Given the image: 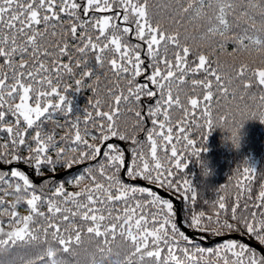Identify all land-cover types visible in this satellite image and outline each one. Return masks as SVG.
Here are the masks:
<instances>
[{
	"label": "snow or ice",
	"instance_id": "1",
	"mask_svg": "<svg viewBox=\"0 0 264 264\" xmlns=\"http://www.w3.org/2000/svg\"><path fill=\"white\" fill-rule=\"evenodd\" d=\"M253 89L246 119L264 123V0H0V165L43 177L0 169V264H264L234 241L192 244L179 207L122 179L174 190L200 233L244 230L264 245V172L257 187L258 171L238 165L235 193L219 186L208 211L173 172L229 122L214 113ZM83 90L72 116L69 93ZM244 122L228 129L234 147Z\"/></svg>",
	"mask_w": 264,
	"mask_h": 264
},
{
	"label": "trees",
	"instance_id": "2",
	"mask_svg": "<svg viewBox=\"0 0 264 264\" xmlns=\"http://www.w3.org/2000/svg\"><path fill=\"white\" fill-rule=\"evenodd\" d=\"M249 58L246 56L239 57L236 61L238 64L241 60H248ZM221 61L229 66L233 63L232 59L226 56L221 57ZM239 83V82H237ZM253 92L256 93V99L253 100L251 96H246L243 100L236 99L229 100L231 101V107H224L221 111L214 113L215 116L226 115L231 113L229 116V122L225 124L224 129L216 128L214 130H210V134L207 137L206 143L204 147L207 149L205 152H201L200 157H191V159L187 160V167L181 172L176 169H173V172L176 174L175 179H183L187 178L192 182V186L197 190L198 200L195 205L196 210H205L208 211V205H205L204 201H212L216 198V189L221 185H229L228 194L232 195L235 193V178L234 173L237 166H242L244 161H247L250 166L255 168L257 173V181L256 185L258 187L261 182L260 172H264V123H261L259 120L255 119H246L247 116L251 115L252 112H257L259 106V89H253ZM243 89L238 92V96L242 94ZM71 100V113L70 115L76 116L83 113L85 106L88 103V98L91 96V93L83 90L81 92H70L69 93ZM223 103V101L221 102ZM243 113V115H242ZM244 119L243 126L240 129L239 136V147H234L230 140H227L226 137L230 135L228 129L235 128L236 125L240 122V120ZM130 123V122H129ZM125 124L124 119L121 120V126L123 127ZM205 131L201 129V132ZM62 134V133H61ZM200 133H194L193 138L198 140L197 147L201 146V142L199 140ZM143 139V137H141ZM115 145L121 147L123 150L128 151L130 142H121L116 140L115 138L111 141ZM130 157V152H129ZM19 163L27 167L23 162H15L14 164ZM83 166H76L71 172L65 173L63 169H58L59 175L56 177L57 181L65 179L67 176H72L81 171ZM18 170H22L19 167ZM206 169L208 171V175H203L202 171ZM9 171L10 168L6 169ZM29 177L34 181L35 172L34 169L28 166ZM23 171V170H22ZM46 176H50L51 173L45 172ZM38 176V175H37ZM34 177V178H33ZM233 177L232 182H229V178ZM125 178L129 177L126 174H122V179L124 182L128 183ZM137 180H142L140 178H136ZM43 177L40 181L35 182L37 184L41 183ZM144 181V180H142ZM146 182V181H145ZM133 185V184H132ZM154 185V184H153ZM69 190H73L71 186H68ZM164 191L170 192L173 194L178 201V207L180 208L181 221L187 226V228L191 232V236H189L192 244L199 245L201 247H211L215 248L222 243L228 241H234L237 244H244L248 248L254 249L258 255H262L261 252L249 245L248 243L242 240V237L247 239L253 244H256L264 251V245H261L254 237L249 236L244 230L241 231H233L228 232L224 231V234H235L238 235L236 238H227L223 241H211L216 236L210 235L208 233H200L192 228L189 225V218L192 211V205L190 202H185L183 197L179 196L174 190H170L167 188H162ZM255 194V193H254ZM146 196V194H145ZM160 196V195H159ZM162 198V196H160ZM164 199V198H162ZM176 208V205H174ZM23 212V209H21ZM177 221V220H176ZM179 228V227H178ZM180 231H182L179 228ZM223 234V235H224ZM191 247V245H189ZM263 256V255H262Z\"/></svg>",
	"mask_w": 264,
	"mask_h": 264
},
{
	"label": "rangeland",
	"instance_id": "3",
	"mask_svg": "<svg viewBox=\"0 0 264 264\" xmlns=\"http://www.w3.org/2000/svg\"><path fill=\"white\" fill-rule=\"evenodd\" d=\"M25 167V166H24ZM76 166L73 167V169L75 168ZM72 169V170H73ZM25 173L26 174H29V170H28V166L25 167ZM123 174V173H122ZM35 176L37 178L34 179L35 182H38L42 179V177H39L35 174ZM34 178V177H33ZM125 180L128 182V183H131L133 184V186H143V187H148L150 188L152 191L156 192L158 195L162 196V198L164 199H168L170 201L173 202L174 205H176V208L178 207V201H177V198L171 194L170 192H167V191H164L162 188H158L156 185H153V184H148L147 182L145 181H142V180H132L131 178H125ZM178 219H179V223H178ZM176 222H177V225L178 227L185 232V234L187 236H191V232L190 230L187 228V226H185V224L181 221V215L179 213V215L176 217ZM229 235H235V234H224V235H220V236H216L214 239H211V241L215 242V241H218V240H226L227 238H236L238 235H236V237H231ZM227 236V237H225ZM243 238V237H242ZM215 240V241H214ZM247 240V239H246ZM248 241V240H247ZM259 247V246H258ZM260 248V247H259ZM261 249V248H260ZM262 250V249H261ZM263 251V250H262ZM264 252V251H263Z\"/></svg>",
	"mask_w": 264,
	"mask_h": 264
},
{
	"label": "water",
	"instance_id": "4",
	"mask_svg": "<svg viewBox=\"0 0 264 264\" xmlns=\"http://www.w3.org/2000/svg\"><path fill=\"white\" fill-rule=\"evenodd\" d=\"M12 166H17V167H20V168H22L23 170H24V172L26 171L25 170V167L24 166H21V165H19V164H13V165H11V166H2V165H0V168H3V169H7V168H9V167H12ZM178 223H179V219H178ZM180 224V223H179ZM229 236H231V237H236V235H229ZM225 237H227V236H225ZM242 240L244 241V242H246V243H248L249 245H251V246H253V247H255V248H257L260 252H261V254L264 256V252L256 245V244H253V243H251L250 241H247L245 238H242Z\"/></svg>",
	"mask_w": 264,
	"mask_h": 264
},
{
	"label": "clouds",
	"instance_id": "5",
	"mask_svg": "<svg viewBox=\"0 0 264 264\" xmlns=\"http://www.w3.org/2000/svg\"><path fill=\"white\" fill-rule=\"evenodd\" d=\"M239 147V146H238Z\"/></svg>",
	"mask_w": 264,
	"mask_h": 264
}]
</instances>
